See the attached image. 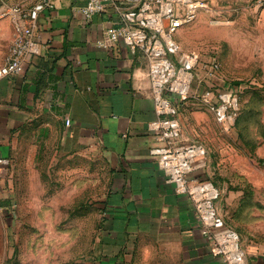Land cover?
<instances>
[{"label":"crops","instance_id":"crops-1","mask_svg":"<svg viewBox=\"0 0 264 264\" xmlns=\"http://www.w3.org/2000/svg\"><path fill=\"white\" fill-rule=\"evenodd\" d=\"M207 1L209 9H251L264 17L256 0ZM52 2L35 22L38 54L0 81V156L9 170L5 178L26 154L34 157V168L48 156L92 162L104 171L103 194L92 206L89 198L82 199L85 205L71 213L87 218L84 210H93L92 240L83 264H223L203 235L189 198L167 183L151 153L155 144L149 125L156 115L146 61L107 35L121 25V0H112L90 19L80 11L82 2ZM14 36V25L0 20V66ZM195 176L209 181L207 159L197 162ZM5 178L0 182L5 207L0 209L10 213L16 201ZM220 201L217 215L226 226ZM89 228L85 224V233ZM243 249L244 264H264L263 249L246 241Z\"/></svg>","mask_w":264,"mask_h":264},{"label":"rangeland","instance_id":"rangeland-1","mask_svg":"<svg viewBox=\"0 0 264 264\" xmlns=\"http://www.w3.org/2000/svg\"><path fill=\"white\" fill-rule=\"evenodd\" d=\"M37 1L0 0V20L14 25V7L30 8ZM262 18L251 9L217 11L210 6L175 39L204 59L218 58L219 86L225 92L237 89L239 119L231 132L222 130L212 104L187 101L180 106L182 138L207 150L209 181L223 193L219 207L226 225L239 233L243 246L246 241L264 250ZM32 157H18L4 179L11 182L16 203L10 213L0 209V264H83L92 240L93 210H84L87 218L71 213L85 205L82 199L89 198L92 206L103 194L104 171L92 162L48 156L34 168ZM85 224L90 227L86 233Z\"/></svg>","mask_w":264,"mask_h":264},{"label":"built area","instance_id":"built-area-1","mask_svg":"<svg viewBox=\"0 0 264 264\" xmlns=\"http://www.w3.org/2000/svg\"><path fill=\"white\" fill-rule=\"evenodd\" d=\"M84 3L82 15L90 19L102 13L112 0H73ZM264 8V0H256ZM52 0H38L30 8L16 6L13 45L3 65L0 81L17 74L23 62L39 52L34 26L40 14L52 8ZM209 10L207 0H121L117 6L121 25L107 31L112 42L122 41L146 61L148 81L156 119L149 125L159 168L168 184L179 195L189 198L200 220L203 235L215 247L223 264H244L245 251L239 233L221 225L217 203L222 192L213 183L196 177L197 162L207 150L201 144L182 141L183 124L180 106L184 102L213 105L222 130L231 132L239 118L237 89L221 92L222 64L216 57L204 59L198 53L185 50L175 39L180 30L193 24L199 14ZM25 19L23 25L19 19ZM70 126V121L66 120ZM8 166L0 156V182L8 174Z\"/></svg>","mask_w":264,"mask_h":264},{"label":"trees","instance_id":"trees-1","mask_svg":"<svg viewBox=\"0 0 264 264\" xmlns=\"http://www.w3.org/2000/svg\"><path fill=\"white\" fill-rule=\"evenodd\" d=\"M239 119V118H238ZM238 121V120H237ZM237 124V123H236ZM5 207V204L0 202V208H4Z\"/></svg>","mask_w":264,"mask_h":264}]
</instances>
